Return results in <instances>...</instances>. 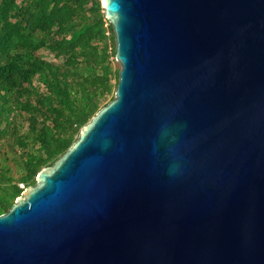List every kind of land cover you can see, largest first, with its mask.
Masks as SVG:
<instances>
[{"label":"water","instance_id":"1","mask_svg":"<svg viewBox=\"0 0 264 264\" xmlns=\"http://www.w3.org/2000/svg\"><path fill=\"white\" fill-rule=\"evenodd\" d=\"M114 98L0 215V264H264V0H100Z\"/></svg>","mask_w":264,"mask_h":264},{"label":"trees","instance_id":"2","mask_svg":"<svg viewBox=\"0 0 264 264\" xmlns=\"http://www.w3.org/2000/svg\"><path fill=\"white\" fill-rule=\"evenodd\" d=\"M114 48L100 0H0V215L114 98Z\"/></svg>","mask_w":264,"mask_h":264},{"label":"rangeland","instance_id":"3","mask_svg":"<svg viewBox=\"0 0 264 264\" xmlns=\"http://www.w3.org/2000/svg\"><path fill=\"white\" fill-rule=\"evenodd\" d=\"M42 53V56H46V53L45 52H41ZM47 59H52L50 56L49 57H46ZM113 67L118 69L120 68L119 64L115 61V59L113 60V63H112Z\"/></svg>","mask_w":264,"mask_h":264},{"label":"built area","instance_id":"4","mask_svg":"<svg viewBox=\"0 0 264 264\" xmlns=\"http://www.w3.org/2000/svg\"><path fill=\"white\" fill-rule=\"evenodd\" d=\"M19 187L22 188V189H24V186L22 184H19Z\"/></svg>","mask_w":264,"mask_h":264}]
</instances>
